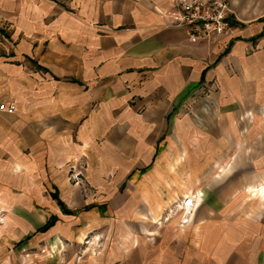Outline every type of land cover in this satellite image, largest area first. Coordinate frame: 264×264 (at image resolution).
<instances>
[{
	"label": "crops",
	"instance_id": "crops-1",
	"mask_svg": "<svg viewBox=\"0 0 264 264\" xmlns=\"http://www.w3.org/2000/svg\"><path fill=\"white\" fill-rule=\"evenodd\" d=\"M175 2L0 0V264H264V201L231 171L257 162L240 133L264 116V0H229L210 39ZM194 191L190 223L162 220ZM86 238L102 249L77 258Z\"/></svg>",
	"mask_w": 264,
	"mask_h": 264
},
{
	"label": "rangeland",
	"instance_id": "rangeland-1",
	"mask_svg": "<svg viewBox=\"0 0 264 264\" xmlns=\"http://www.w3.org/2000/svg\"><path fill=\"white\" fill-rule=\"evenodd\" d=\"M2 26H5L6 28L9 27L8 24H6V22L4 21V23H2ZM264 121V116H249L248 117H242L241 118V124H242V130H241V135L242 138H245L244 135L247 133V129L248 126L251 125L250 127H252L253 130H251V132H249L250 135V139L251 140H256V149H252L251 153L254 155L256 154V163H251L250 165H246V167H242L241 169H238V166H236V169L232 168L233 170H231L232 172H234L235 176L237 179L239 178H244V176H248L249 174L251 175V179L249 178H244V180H240V182H242L241 184V188H243V193H244V197L246 196V200L249 203H262L264 201V192L260 193V191L264 190V162H260L261 159H264V130H260L261 127H263L260 124V121ZM254 135V137H253ZM82 166V165H81ZM81 168V167H80ZM184 167H182V165H177V171H183ZM217 169L216 171H213V175L217 174ZM78 173V175H77ZM69 180L73 183V184H82V180H80V177H82L81 171H73V167L70 168V172L68 174ZM217 177V176H216ZM224 182H227L226 179L225 181H220L221 184H223ZM200 183V182H199ZM211 182L208 181V185ZM258 184V185H257ZM227 185V184H225ZM85 187V186H84ZM211 190H216V178L213 181V184L209 185ZM201 187L196 188L195 190L198 191ZM194 191L193 193H191L190 197L192 202L190 207L188 208L189 212L183 210L182 208V203H183V198L174 202L172 205H170V207H168L166 209V212L164 214V216L162 217L163 221H168L170 219H172V217H179V222L178 225L179 227H184V225H187L188 223H190L192 221V219L194 218V215L196 214V210L198 208V206L200 205V203L202 202V200L200 198H198L200 195H202V193L199 192V194H197V192ZM196 196V197H195ZM185 200V198H184ZM1 212H0V220L1 218ZM188 217V221L186 223H183V218L184 217ZM54 219L53 217H51L49 220ZM55 221V219H54ZM53 221V223H54ZM52 223V224H53ZM158 223V222H156ZM45 224V223H44ZM43 224V225H44ZM42 225V226H43ZM40 226L37 230L38 231H43L46 230L42 229ZM87 238H90L89 236ZM85 239L82 242L81 248L78 250V256L77 258L82 255V253L84 251L87 252H99L102 249V245L100 244V242H98L97 244H95V246H93L91 249L88 248V250H85L86 248L84 246H88L90 243V239ZM60 245H42L39 246L38 248H35L34 251L25 253L23 252L24 256L27 258H31V259H37L39 257H41V255L44 256H52L55 253H58L60 251ZM66 252H68V249L65 250Z\"/></svg>",
	"mask_w": 264,
	"mask_h": 264
},
{
	"label": "built area",
	"instance_id": "built-area-1",
	"mask_svg": "<svg viewBox=\"0 0 264 264\" xmlns=\"http://www.w3.org/2000/svg\"><path fill=\"white\" fill-rule=\"evenodd\" d=\"M175 5L178 15L174 25L185 28L191 37L210 39L226 34L231 27L229 0H176ZM0 111L13 113L15 105L1 101ZM191 202V198L183 199L185 213L189 212ZM188 219L186 216L182 222L186 223Z\"/></svg>",
	"mask_w": 264,
	"mask_h": 264
},
{
	"label": "trees",
	"instance_id": "trees-1",
	"mask_svg": "<svg viewBox=\"0 0 264 264\" xmlns=\"http://www.w3.org/2000/svg\"><path fill=\"white\" fill-rule=\"evenodd\" d=\"M54 219L48 220L41 228L45 229L47 227H49L50 225H52Z\"/></svg>",
	"mask_w": 264,
	"mask_h": 264
}]
</instances>
